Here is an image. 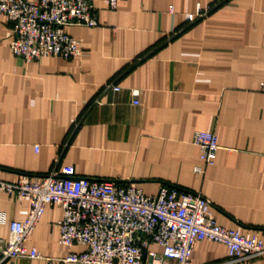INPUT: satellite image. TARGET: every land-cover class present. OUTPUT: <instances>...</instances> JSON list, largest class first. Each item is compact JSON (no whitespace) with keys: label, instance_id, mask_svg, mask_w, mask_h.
Returning a JSON list of instances; mask_svg holds the SVG:
<instances>
[{"label":"crops","instance_id":"1","mask_svg":"<svg viewBox=\"0 0 264 264\" xmlns=\"http://www.w3.org/2000/svg\"><path fill=\"white\" fill-rule=\"evenodd\" d=\"M89 2L99 25L67 29L83 50L70 59L24 62L0 17V180L70 166L75 178L133 183L147 196L173 187L201 195L221 227L264 240V0H121L115 10ZM199 9L207 14L190 23ZM198 132L218 139L211 167ZM29 211V201L0 191V238ZM62 218L47 206L29 239L41 259L0 264L83 252L60 244ZM228 259L226 246L204 240L191 264Z\"/></svg>","mask_w":264,"mask_h":264},{"label":"built area","instance_id":"2","mask_svg":"<svg viewBox=\"0 0 264 264\" xmlns=\"http://www.w3.org/2000/svg\"><path fill=\"white\" fill-rule=\"evenodd\" d=\"M121 0H108L115 10ZM199 9L189 17L193 23L205 17ZM0 17L13 26L11 52L32 63L42 58L70 59L83 55L80 43L67 33L69 27L93 28L99 25L89 0H0ZM108 90L120 91L109 85ZM264 93V82L260 85ZM134 104L138 105L137 102ZM194 144L201 160L211 167L220 149L213 133L198 132ZM203 174L202 168H196ZM0 191L29 201L28 216L10 223L8 238H0L2 261L42 257L27 243L47 206L63 211L59 222L60 244L81 247L57 264H191L201 241L226 246L229 259L239 264L264 257V240L249 238L217 224L210 203L199 194L162 186L156 196H147L133 183L91 182L75 178L72 167L41 178L22 176L15 182L0 180ZM162 251L157 253L152 247Z\"/></svg>","mask_w":264,"mask_h":264}]
</instances>
